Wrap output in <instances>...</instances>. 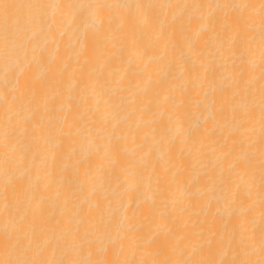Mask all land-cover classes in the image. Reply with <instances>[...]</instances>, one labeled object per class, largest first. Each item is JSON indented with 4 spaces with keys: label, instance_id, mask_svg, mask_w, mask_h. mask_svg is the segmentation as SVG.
Here are the masks:
<instances>
[{
    "label": "bare ground",
    "instance_id": "obj_1",
    "mask_svg": "<svg viewBox=\"0 0 264 264\" xmlns=\"http://www.w3.org/2000/svg\"><path fill=\"white\" fill-rule=\"evenodd\" d=\"M4 2L42 6L16 10L7 44L0 8V259L21 229L37 234L32 254L52 259L220 260L241 228L258 245L260 0ZM241 16L254 27L237 29ZM241 38L243 65L231 44ZM241 69L240 87L251 83L233 98ZM7 121L8 147L25 159L6 172ZM21 187L32 198L17 204Z\"/></svg>",
    "mask_w": 264,
    "mask_h": 264
},
{
    "label": "snow or ice",
    "instance_id": "obj_2",
    "mask_svg": "<svg viewBox=\"0 0 264 264\" xmlns=\"http://www.w3.org/2000/svg\"><path fill=\"white\" fill-rule=\"evenodd\" d=\"M42 5H21V4H13V3H5L4 0H0V8L3 9V27L5 32V43L7 44V36L10 27L17 25L20 22V17L17 14L16 10L22 9L24 7H37ZM97 7H103V5H97ZM119 7V6H117ZM141 7V6H137ZM185 7L192 8H204V7H230V8H255L254 5L242 4V5H228V6H220V5H202V4H193V5H185ZM259 30H260V235H259V243L256 244L255 231L253 229H243L241 228L239 236L235 240L236 250L233 251V255L231 258L225 259H184V260H129V259H91V258H60V259H52V258H38V254H42V250L40 249V245L38 243L37 234L35 231L29 235V233L24 232L22 229L15 236L6 235L3 241V248L5 251V258L0 259V264H264V0H260L259 3ZM209 20L215 26V20L209 17ZM123 19L121 23H123ZM147 22V18H146ZM243 23L246 28L250 29L254 27L251 23L250 17L241 16L238 18L237 29L239 28V24ZM229 24L227 21L222 25V30L227 29ZM220 33H216L215 35H219ZM250 39L248 42L250 43ZM246 41L241 38L239 42L233 40L231 44L233 47H236L239 44V55L241 60V65L245 63V55L249 51L245 45ZM243 77V71L241 69L240 72L233 74V98L243 92L245 95L248 92V86L251 83V80L244 81V88L240 87L241 81ZM254 79V77L252 78ZM221 112L224 111L223 105L219 109ZM232 119H239L241 126L243 127L245 124L249 123V120L244 116H240L237 110L236 105H232L231 111ZM247 131H251V129H246ZM15 133V127L12 125L11 121H7L4 126V137H5V152L3 158V165L5 171L12 168L15 169L19 166L23 160L24 156H17L15 153V148L9 149L8 147V139ZM58 137H65L70 135V131H65L63 128L56 129L55 132ZM33 140L39 141L41 138L37 136L32 137ZM238 148L240 151H250L253 148L254 141L249 137H242L238 142ZM231 154V152L226 155ZM35 158V152H33V159ZM56 154H53V160H55ZM29 174V170L25 169L21 173V180L24 176ZM207 179L211 180V176H207ZM225 190L228 195L232 196L233 203L236 202V189H232L229 185H225ZM6 198H7V189ZM250 195V193H249ZM32 197H28L26 190L21 187L19 192H12V199L17 204L23 202L24 199H31ZM233 211H236V208H233ZM240 211H243L241 209ZM202 234H203V230ZM27 241V243H25ZM152 242V238L150 237L148 241H146V245ZM38 249V254H32L33 247ZM257 247L259 249V259L253 258L256 255ZM123 248V245H121ZM81 254L84 252L83 247L80 249ZM14 253H18L19 255L13 257ZM91 256V252H88V257Z\"/></svg>",
    "mask_w": 264,
    "mask_h": 264
}]
</instances>
